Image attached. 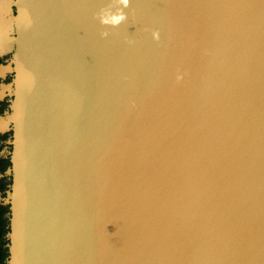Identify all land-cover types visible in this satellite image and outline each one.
Wrapping results in <instances>:
<instances>
[{
  "label": "bare ground",
  "instance_id": "1",
  "mask_svg": "<svg viewBox=\"0 0 264 264\" xmlns=\"http://www.w3.org/2000/svg\"><path fill=\"white\" fill-rule=\"evenodd\" d=\"M109 2L0 0L16 262L264 264V0H143L116 28ZM123 152L148 190L104 175Z\"/></svg>",
  "mask_w": 264,
  "mask_h": 264
},
{
  "label": "water",
  "instance_id": "2",
  "mask_svg": "<svg viewBox=\"0 0 264 264\" xmlns=\"http://www.w3.org/2000/svg\"><path fill=\"white\" fill-rule=\"evenodd\" d=\"M142 2H143V0H130V5H133V6H130V12L134 8L138 9L139 6H140L139 4L142 3ZM10 13L13 16L17 15V10H16V6L15 5H13V7H11ZM133 14H136V15L134 16ZM141 14L142 13H138V12H136V13H132L131 12L130 13L131 17H129V21L133 25V27H134V25H137V23H139V24L145 23L144 20L142 19V17L140 16ZM111 43L115 45L114 41H112ZM118 44H119V46H122L119 42H118ZM0 57L4 58V61H3V63H0V66H7L9 68V71L4 76L0 75V85H2V84H4V85L12 84L13 81H14V77H15V71H14L13 68L16 65L15 61L13 60V57H14L13 49L12 50H5L4 52L0 53ZM8 74H12L11 80L8 83H5V82H3V79H5ZM5 96H8V98L5 99V101L8 104H7V107L4 110V112L0 115V118H2L3 116L5 117L7 115H11L12 109H13L12 105H13V102H14V100L16 98V96H15V94L13 92L7 91L3 96H0V101H3ZM113 105H114V103H113ZM113 105H112L111 102H105V103H102L99 106V115L102 116L104 119H106V118L108 119V121L106 122V125L108 126L109 122H110V125H116L114 129H116L117 132H115V134L112 135V138L114 136H119L117 134L118 131H119V127H118L117 124H115L112 121V118H111ZM102 128L103 127L99 128V130H101ZM132 130H134V129H132ZM150 132H151V134L147 133V131H146L145 133L142 134V136L153 135L155 137H158V135H157L158 133L157 132L152 133V130H150ZM0 133H2V134L10 133L8 139L5 142L7 144H9L10 147H11V150H9V152H8V156H9L11 164H10V166L7 168V170L5 172L6 175H8L10 177L11 184L9 186V189L6 191V196L4 197V200H3V203L9 205V213H8L9 231L7 233V239H8L7 247H8V253L9 254H8V258H7V261H6L5 264H19V262L18 263L16 262V254L18 253L17 248H16V242H17L16 236H17V234L15 233V231H16L17 210H16V206L14 204V199H13V197L15 195V189H16V187L18 185V180H17L16 174H15V160L13 159V155H14L13 154L14 153V143H13L14 130L9 125V127L7 129H0ZM100 133H101V131H100ZM136 136H141V135L137 134ZM104 143L105 142L103 141L102 144H104ZM102 144L101 143L98 144V146L100 145L99 154H100L101 158L103 157L102 149H101V145ZM98 146H97V148H98ZM114 146H116V145H114V144L110 145L109 142L104 144V148L107 147L112 152H114L113 151V147ZM2 151H1V154H3ZM124 154H126V153L123 152L121 154H118V159L116 161L109 159L107 162L102 163L103 167L107 168L106 170H102L104 175L106 177L114 179L116 182L120 181V180H125L124 179L125 176L129 177V181L123 186V188L125 190L129 189V191H130V190H134L135 189L136 192L137 191H141V192L143 191L144 192V191L148 190L149 189L148 179H145L143 177V175H141V173H140V172H142V171H140V169H142V166H144V164H146L147 162L142 164L141 168L138 167V165H135L136 163L135 164H131L130 170L127 171L126 169H124V165H126V163H125L126 156H124ZM131 160H133V157H131ZM126 161H128V159ZM151 161H152V159H151ZM126 168H127V166H126ZM139 176H142L140 178V179H142V182L137 183V179H138ZM125 194H127V193H125ZM128 194H129V192H128ZM228 204H229V206L232 207L231 203H228ZM219 237H221V235H218L215 238H219ZM242 245H244V244H242ZM243 248L245 249V246H243ZM257 248L259 249V247H257ZM243 251L244 250H242V252ZM36 264H38V263H36Z\"/></svg>",
  "mask_w": 264,
  "mask_h": 264
},
{
  "label": "trees",
  "instance_id": "3",
  "mask_svg": "<svg viewBox=\"0 0 264 264\" xmlns=\"http://www.w3.org/2000/svg\"><path fill=\"white\" fill-rule=\"evenodd\" d=\"M4 58L0 57V63H3ZM5 100L0 101V115L4 112L7 107ZM10 133H0V264H5L8 258V239L7 233L9 231V205L3 203L2 198L6 196V191L9 189L11 179L6 175V170L10 166V159L8 155H2L1 151L6 145Z\"/></svg>",
  "mask_w": 264,
  "mask_h": 264
},
{
  "label": "clouds",
  "instance_id": "4",
  "mask_svg": "<svg viewBox=\"0 0 264 264\" xmlns=\"http://www.w3.org/2000/svg\"><path fill=\"white\" fill-rule=\"evenodd\" d=\"M130 5V0H110L108 4L101 7L96 13H94V18L99 21L102 26H111V28L118 27L122 22L127 20L128 14L124 9L128 8ZM148 31V29H145ZM101 37H107L109 35V30L107 27L103 28L100 32ZM152 37L154 40H159V30H152ZM129 44L134 43L133 40L128 39ZM181 79V77H177Z\"/></svg>",
  "mask_w": 264,
  "mask_h": 264
},
{
  "label": "rangeland",
  "instance_id": "5",
  "mask_svg": "<svg viewBox=\"0 0 264 264\" xmlns=\"http://www.w3.org/2000/svg\"><path fill=\"white\" fill-rule=\"evenodd\" d=\"M12 74H8L5 79H3V82L8 83L11 80ZM8 96H5L3 100L7 99ZM9 150H11V147L9 144L6 143V145L3 147L2 155H8ZM4 200V197L2 198Z\"/></svg>",
  "mask_w": 264,
  "mask_h": 264
}]
</instances>
